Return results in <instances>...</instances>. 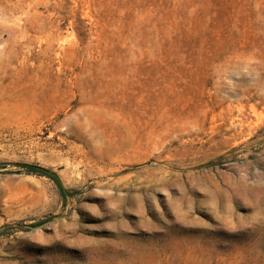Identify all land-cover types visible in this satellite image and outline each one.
Wrapping results in <instances>:
<instances>
[{
	"label": "rangeland",
	"instance_id": "obj_1",
	"mask_svg": "<svg viewBox=\"0 0 264 264\" xmlns=\"http://www.w3.org/2000/svg\"><path fill=\"white\" fill-rule=\"evenodd\" d=\"M0 264H264V0H0Z\"/></svg>",
	"mask_w": 264,
	"mask_h": 264
},
{
	"label": "trees",
	"instance_id": "obj_2",
	"mask_svg": "<svg viewBox=\"0 0 264 264\" xmlns=\"http://www.w3.org/2000/svg\"><path fill=\"white\" fill-rule=\"evenodd\" d=\"M31 170L33 172H36V173H39V174H42V175H45L47 177H49L51 180H53L55 182V184L60 188V190L63 192V189L60 185V182L57 178L56 175H54L53 173L49 172L48 170L46 169H43L41 167H31Z\"/></svg>",
	"mask_w": 264,
	"mask_h": 264
}]
</instances>
